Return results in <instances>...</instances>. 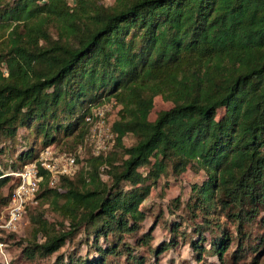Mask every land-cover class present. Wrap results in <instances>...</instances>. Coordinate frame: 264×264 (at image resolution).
<instances>
[{"label": "trees", "instance_id": "obj_1", "mask_svg": "<svg viewBox=\"0 0 264 264\" xmlns=\"http://www.w3.org/2000/svg\"><path fill=\"white\" fill-rule=\"evenodd\" d=\"M1 31L0 152L13 148L21 129L43 136L36 153L21 145L22 165L0 166L4 208L17 185L9 173L46 148L75 151L89 132L91 110L112 104L106 116L111 150L88 157L55 188L46 180L40 185L37 203L49 200L61 222L50 229L43 216L30 218L43 242L26 247L27 257L52 255L82 233L99 257L69 264H113L107 256L144 264L140 246L157 259L177 245L173 234L181 224L174 219L168 240L152 248V231L139 236L146 218L140 207L169 171L181 175L196 167L206 179L186 205L191 217L201 213L188 236L194 260L211 252L223 264L234 240L232 264L254 252L251 264H258L264 252V0H117L112 7L92 0H0ZM157 97L171 106L151 120ZM59 133L72 143L60 146Z\"/></svg>", "mask_w": 264, "mask_h": 264}, {"label": "rangeland", "instance_id": "obj_2", "mask_svg": "<svg viewBox=\"0 0 264 264\" xmlns=\"http://www.w3.org/2000/svg\"><path fill=\"white\" fill-rule=\"evenodd\" d=\"M72 0H67L68 5H71ZM98 5H103L105 7H112L116 4L117 0H92ZM54 34V29H52ZM5 34L4 31L0 32V38ZM55 35V34H54ZM171 106L169 102L163 101L161 97H157L154 100V109L150 115V119L154 120L156 113L168 109ZM17 139L13 144V148L5 149L0 152V166L5 168L8 165V161L15 160L18 164L17 158L21 151V145L23 144L27 148L33 147L34 152L42 148L43 136L38 135L34 129H21L17 133ZM57 142L60 146L69 145L72 143V138L64 137L62 133L56 134ZM134 143L131 136L124 139V145L129 147ZM25 164V163H23ZM22 165V164H21ZM148 167L140 168L139 171L145 174ZM103 180H106V176H102ZM206 179L205 174L196 169V167H189L181 175H176L169 171L168 176L161 177L157 184L151 189L149 197L141 205L140 209L145 212V221L143 222V229L139 232L141 236L146 231H152V248L158 246L162 242H166L169 238L168 228L169 225L174 223V219L177 220L176 223L181 224V229L178 230V234H173L175 237V244L173 248H168L164 251L157 259L153 258L151 252H147L144 247H138L137 252L145 257L146 261L144 264H219L220 261L211 255V252L204 253L202 255V260L196 262L194 260V253L192 248L188 245V236L191 235V227L193 224H201V213L198 211L196 217H191L189 209L186 205L188 203L192 204V188L199 185ZM6 189L3 194H6ZM50 201L49 200H38L36 205H30L27 211V215L21 221L19 228L15 232H5L0 231V241L6 244L4 250V256L0 254V264H69L70 260H79L81 262L88 263L95 260L98 253L93 249L89 248V245L84 243V237L81 234L75 236L72 240H69L65 245L56 253L46 257H40L35 255L34 257H27L26 247L29 248L30 245L36 240L38 243L43 242L41 237H35V228L32 227L30 223L31 217L43 216L45 222L50 225V229H54L55 226L58 228L60 226L61 219L50 211ZM6 208L0 204V224L4 218ZM180 217L178 219L176 217ZM37 218V217H36ZM221 222L224 221L222 218ZM65 225V224H64ZM226 227H229L226 225ZM233 230L232 227H230ZM183 229L187 230L186 239L182 241L181 232ZM41 236V235H39ZM210 235L206 234V241L203 242V246L206 250L210 248ZM134 238L130 236L125 237V241L128 243H133ZM99 246L103 245V240H99ZM236 242L232 240L229 245V250L227 252L226 261L223 264H232L229 258V254L234 250ZM249 253L247 257L240 260L237 264H251L253 261L252 257L257 256V253ZM87 257V258H86ZM6 258V259H5ZM111 262L113 264H124L123 257L107 256L106 262ZM258 264H264V252L256 260ZM156 262V263H155ZM87 263V264H88Z\"/></svg>", "mask_w": 264, "mask_h": 264}, {"label": "built area", "instance_id": "obj_3", "mask_svg": "<svg viewBox=\"0 0 264 264\" xmlns=\"http://www.w3.org/2000/svg\"><path fill=\"white\" fill-rule=\"evenodd\" d=\"M112 104L93 108L85 119L89 132L75 151H60L54 147L39 152L32 163L8 175L17 180L10 202L6 207L0 231L15 232L26 214V208L36 205L40 185L46 180L55 188L62 177H72L86 165L88 157L105 156L112 148L114 137L106 121ZM6 244L0 241V254L5 257ZM6 259V258H5Z\"/></svg>", "mask_w": 264, "mask_h": 264}]
</instances>
